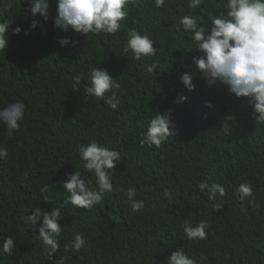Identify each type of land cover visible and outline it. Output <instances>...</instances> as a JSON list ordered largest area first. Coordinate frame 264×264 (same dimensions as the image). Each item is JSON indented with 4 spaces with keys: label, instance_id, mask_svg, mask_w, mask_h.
<instances>
[{
    "label": "trees",
    "instance_id": "16d2710c",
    "mask_svg": "<svg viewBox=\"0 0 264 264\" xmlns=\"http://www.w3.org/2000/svg\"><path fill=\"white\" fill-rule=\"evenodd\" d=\"M225 3L204 0L192 10L187 0H166L157 9L153 0H136L116 35L85 37L54 27L56 0H49L47 20L31 15L24 0H0V22L11 20L7 47L0 51V107L17 100L26 105L25 119L12 137L0 125V145L9 151L0 160V237L16 240L12 255L0 254V264H163L176 247L197 260L206 257L203 264H264V125L251 118L246 98H236L223 85L206 84L192 64L198 53L190 47L191 35L175 28L180 17L207 20L223 12ZM32 20L39 22L35 29ZM17 26L22 31L14 34ZM130 28L155 41L156 56L135 61L121 55ZM61 38L74 43L61 47ZM153 62L158 68L148 73ZM94 66L121 84L116 110L84 94ZM184 72L195 73L194 91L182 85ZM76 75L81 76L79 91L72 89ZM180 95L186 101L174 104ZM169 109L175 135L159 149L141 145L150 119ZM226 124L231 135L223 132ZM92 139L121 154L114 189L93 209L74 210L63 203L62 183L79 170L95 187L76 152L77 144ZM201 181L224 186L221 209L213 210L207 189L200 192ZM241 183L253 187L255 206L246 200L245 211L235 194ZM45 184L52 203L41 200ZM129 187H136V199L145 201L139 213L131 212L121 191ZM165 189L172 192L171 202L163 197ZM35 207L61 208V248L52 257L38 239L41 221L35 226L26 222ZM202 219L209 221L207 239L187 240L184 221ZM77 232L86 237L85 247L73 251Z\"/></svg>",
    "mask_w": 264,
    "mask_h": 264
},
{
    "label": "clouds",
    "instance_id": "9594fccd",
    "mask_svg": "<svg viewBox=\"0 0 264 264\" xmlns=\"http://www.w3.org/2000/svg\"><path fill=\"white\" fill-rule=\"evenodd\" d=\"M30 5V13L37 14L48 19L49 0H24ZM136 0H56V15L53 18V25L61 31L72 30L85 37L89 34L116 35L122 28V22H127L129 5H135ZM157 9L165 6L166 0H153ZM204 3V0H187L189 9L196 10ZM224 11L220 14L209 15L207 20L199 15H184L180 17L176 31L181 29L185 34L191 35V45L198 53L193 56L192 64L199 72L200 77L208 86L223 85L229 94L236 98H246L250 107V116L258 125H264V0H226L223 5ZM11 20L0 22V51L7 47L6 37L10 28ZM39 22L32 20L30 28L35 29ZM14 34L22 31L20 26L13 30ZM61 47H67L70 43L68 38L58 40ZM155 41L148 34H141L134 28L127 31V39L122 45L121 55L135 61H142L148 57H154L158 49L154 47ZM158 65L153 62L148 65L146 71L152 73ZM195 73L184 72L179 79L188 91L195 90L193 83ZM88 83L84 85V94L102 100L110 109L116 110L120 105L118 93L121 84L116 78L110 76L106 69H90L87 77ZM81 76L73 77L72 89L80 90ZM187 97L180 95L173 103L181 104ZM205 106L212 107L211 102H205ZM26 105L22 101L8 103L5 107H0V125L4 126L7 137H12L20 128L22 120L25 119ZM172 109L164 114H158L149 121L147 131L142 133L141 145L155 147L159 149L165 144L169 137L175 135L176 123L172 119ZM229 119H232L229 118ZM228 120V119H227ZM225 134L231 135L230 128L224 126ZM76 152L83 161L84 172L89 173L95 179V187H91L92 180L89 176H82V172L76 170L66 177L62 183L65 192V205L70 204L73 209H93L101 204L106 193L114 189V170L121 160L119 151L92 139L87 144H77ZM9 156L6 145H0V160H5ZM200 192L207 189V198L212 201L214 211L223 207V197L226 190L223 185L216 182L201 181L198 183ZM43 194L41 200L52 203L48 195L49 187L45 184L41 189ZM130 204L131 212L139 213L145 208L143 199H136L137 188L129 187L126 191L121 189ZM235 194L241 203V211L247 200L248 205L255 206L252 199L253 187L251 183H241L236 188ZM164 199L172 201L171 190L163 191ZM219 200V202H218ZM63 215L60 207H53L50 212L42 210L40 207L33 209L32 215H27V221L35 226L41 221L38 228V239L49 257L56 254L60 248L59 237L62 228L58 224V219ZM209 221L199 220L192 224L184 221L183 234L187 240L198 242L207 239L209 233ZM0 240V254L7 257L12 255L16 243L12 235L2 236ZM86 237L82 233H75L71 243L73 251H79L85 247ZM65 251L68 246L65 245ZM206 257L201 256L199 260L188 255L183 247H176L167 257L163 264H203Z\"/></svg>",
    "mask_w": 264,
    "mask_h": 264
}]
</instances>
